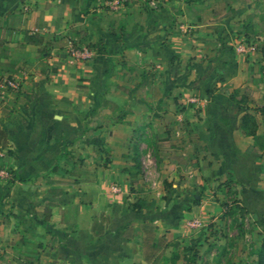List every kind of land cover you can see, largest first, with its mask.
<instances>
[{
	"label": "crops",
	"instance_id": "1",
	"mask_svg": "<svg viewBox=\"0 0 264 264\" xmlns=\"http://www.w3.org/2000/svg\"><path fill=\"white\" fill-rule=\"evenodd\" d=\"M153 1L0 0V166L14 170L0 179L1 241L31 246L33 262L146 264L141 220L193 242L187 221L228 198L264 219V53L234 47L255 32L253 9ZM69 43L90 56L69 61ZM133 145L165 172L167 191L145 196L156 209L128 205Z\"/></svg>",
	"mask_w": 264,
	"mask_h": 264
},
{
	"label": "rangeland",
	"instance_id": "2",
	"mask_svg": "<svg viewBox=\"0 0 264 264\" xmlns=\"http://www.w3.org/2000/svg\"><path fill=\"white\" fill-rule=\"evenodd\" d=\"M250 9H253V17L251 18L255 32H251V37L245 40L243 36L237 42L244 44L249 50H257L264 53V0H245ZM256 10V11H255ZM249 22V20L247 21ZM247 30V29H246ZM242 32V30H240ZM259 34L262 38L260 42H255L254 36ZM236 41L234 43V46ZM142 146V144H140ZM139 146V144H138ZM137 146V147H138ZM138 149V148H137ZM128 162L126 167L132 168L131 150L128 151ZM105 156V157H104ZM108 155L105 153L101 159H106ZM139 156L138 173L129 175L132 178V191L128 192L132 198L137 194L148 196L151 193L160 194L161 191H167L166 179L162 178L165 172H156L153 167V157L144 151ZM173 170V169H172ZM167 176V175H165ZM165 194V193H164ZM166 196V195H163ZM226 206H222V212L200 219L196 226H190L195 233L193 242L177 244L174 247L177 251L175 264H251L253 259V248L257 244L260 236L264 234V219L257 221L247 213L236 211L228 212V208H233V203L228 198ZM155 209L160 203H153ZM153 210L154 208H149ZM230 210V209H229ZM6 229H0V264H31L33 262L34 252L31 246L18 245L9 248L3 242H10ZM193 233H191L192 236ZM3 238H6L3 242ZM175 240V239H174ZM6 248V249H5ZM171 247L166 252L169 254ZM32 259V261L28 260Z\"/></svg>",
	"mask_w": 264,
	"mask_h": 264
},
{
	"label": "trees",
	"instance_id": "3",
	"mask_svg": "<svg viewBox=\"0 0 264 264\" xmlns=\"http://www.w3.org/2000/svg\"><path fill=\"white\" fill-rule=\"evenodd\" d=\"M231 98L237 102V99L234 96V93L230 94ZM242 133L252 134L254 135V121L252 119L251 113L245 111L240 120L239 125ZM256 138V135H254ZM262 148L264 149V141L262 142ZM131 158L133 161L132 168L126 167L125 171L128 175L138 173L139 171V156L137 146L133 145L131 148ZM79 161L81 160L78 157ZM73 173H86L85 170L81 169L79 171H75ZM14 178V170L8 169V177L5 182L10 183ZM75 180V179H74ZM132 178H130V191H132ZM236 199H232L233 208H228V212L234 213L238 208H240L239 204L236 203ZM156 203L153 198L145 197L141 194H137L134 196L129 202L128 205L135 211H139L142 208L149 209L155 208ZM222 206H226V202L221 203ZM230 209V210H229ZM91 229L94 233H98L100 230L96 227L95 220L92 221ZM138 229L141 233L139 240V250L143 261L146 264H166L167 262L174 263L177 258V251L175 250V246L177 244L174 239H167L163 233H157V225L152 222L151 219H143L138 224ZM168 247H171L169 254H167L166 250ZM30 261L31 259L28 258ZM32 261V260H31ZM31 264H40L39 262H32ZM226 264H232L231 262H227ZM251 264H264V234H262L257 242V244L253 248V259Z\"/></svg>",
	"mask_w": 264,
	"mask_h": 264
},
{
	"label": "built area",
	"instance_id": "4",
	"mask_svg": "<svg viewBox=\"0 0 264 264\" xmlns=\"http://www.w3.org/2000/svg\"><path fill=\"white\" fill-rule=\"evenodd\" d=\"M133 0H107V6L109 9H117L120 6L124 5L125 3L131 2ZM148 2L151 5H154V1L153 0H148ZM235 49L237 51H243L245 49L244 44H242L241 42H236L235 44ZM66 53L68 56L69 61H80L83 60L85 58H87L88 56H90L91 51L85 47V46H78L75 45L74 43H69L66 49ZM7 84H9L10 86H15L16 82L13 79H6L5 80ZM3 151L0 148V156L2 155ZM8 177V169L0 166V179H5ZM112 190H117V186L115 184L111 185ZM200 222L199 219L197 218H193L187 221V224L190 226H196L198 225Z\"/></svg>",
	"mask_w": 264,
	"mask_h": 264
}]
</instances>
